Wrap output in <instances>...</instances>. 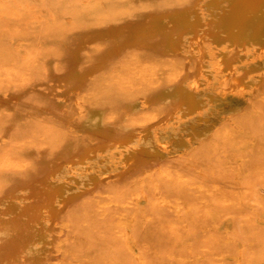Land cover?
<instances>
[{"label":"bare ground","instance_id":"obj_1","mask_svg":"<svg viewBox=\"0 0 264 264\" xmlns=\"http://www.w3.org/2000/svg\"><path fill=\"white\" fill-rule=\"evenodd\" d=\"M133 2L135 5L130 4V9L120 13L110 12L107 15L95 12L87 19L71 20L72 29L52 49L57 65L47 64L41 56V63L46 65L38 76L39 80H33L25 71L20 72L18 54L9 53V48L0 51V146H4L0 149V232L7 241L14 238L27 240L21 246V256L15 257L12 264H30L29 256L33 257V263L42 261V253L47 248L51 251L50 255L57 259L72 257L79 262L86 259L85 249L75 237L78 224L65 212L67 204L98 189L103 183L113 184V177L118 179L116 184H120L139 166L150 164L157 155L167 154L174 160L182 157H177L179 151L183 152V156L192 155L205 143L202 135L210 136L218 132L228 145L236 146V142H243L245 147L250 146L252 154L258 148L256 133L250 134L244 119L246 114H229L223 104L241 100L246 105L245 111L257 103L264 106V53L255 51L261 49L264 52V0ZM12 4L16 7L12 8ZM22 5L20 0H0V17L9 7L12 9V20L21 18L22 12L18 9H22ZM7 24L5 26L10 23ZM2 30L0 26V32ZM30 44L28 40L18 41L15 49L20 53L24 46ZM140 51L175 55L181 59L178 58L179 71L175 70L170 82H152L149 89L139 94L143 112L132 117L133 121L129 116L134 112L135 102L130 104L118 98L115 99L117 105H113V99L110 103L105 102L94 93L96 91L90 89L92 91L88 93L87 90L91 76L94 79L101 77L105 82L112 77L110 69L113 66L116 68L117 62L113 63L114 57L124 54L137 64L146 57ZM22 59L27 67L35 61L29 54H24ZM122 60L125 62V56ZM127 61L126 64L129 63ZM85 90L88 95L81 99V95L77 97ZM31 92L37 93V98L29 101L27 97L28 102L19 104V100ZM53 100H58V104ZM75 100L80 103V106L75 104L80 117L76 125L82 129L72 138V143L56 140L50 135L47 138L41 124L45 133H36L35 140L24 143L11 139L10 131L16 121H21L25 128L36 129L37 119L46 111L73 112ZM121 108L128 110L123 112ZM40 129H37L38 132ZM37 142H44V145ZM224 156H227L226 153ZM233 156L236 158L235 172L241 176L244 157L242 153H234ZM177 175L180 185H186L184 176ZM192 188L203 191L198 184H193ZM103 195L100 193V198ZM256 197V204L264 214V197L258 193ZM106 199L103 206L106 210L117 203L113 197L106 196ZM238 202H230L233 210L239 211ZM176 207L184 215L190 214L191 209L182 202H177ZM206 212L209 217L219 219L214 209L208 208ZM245 213L240 218L243 235L247 237L245 246L248 247V254L235 256L228 250H221L216 253L218 259L214 264H264V233L250 236L245 230L249 225L264 231V215L255 213L257 216L247 217ZM148 220L151 221V216ZM228 221L225 223L226 230H232V223ZM119 225L124 230L122 237L128 248L137 250L141 235L138 214L123 216ZM29 228L36 229V233L29 232ZM175 234L176 239L182 241L181 236ZM88 258L94 260L90 254ZM139 259L141 263H146V257ZM96 263L109 264L103 259Z\"/></svg>","mask_w":264,"mask_h":264},{"label":"rangeland","instance_id":"obj_2","mask_svg":"<svg viewBox=\"0 0 264 264\" xmlns=\"http://www.w3.org/2000/svg\"><path fill=\"white\" fill-rule=\"evenodd\" d=\"M20 1L24 5H22L23 10L18 9L20 13L22 12L21 18L18 17L17 20L15 19L16 21L14 19L13 21L10 17L12 9L9 7H7V11H4L3 16L0 17V26L4 30V32L3 30L0 32V51L9 48V53H15V56L18 54L17 59L19 58L20 72L25 71L30 74V78L33 80H36V78L40 79L38 76L42 74L41 70L46 65L43 62L41 63V56L47 60V64L51 62L53 67L57 65L56 62L58 60L53 57L52 49L57 44V41L63 38L64 34L67 35L66 32L72 29L71 20L76 18L87 19L95 12H100L101 14H110V12H113V14L120 13L124 9H130V4L132 6L135 5L133 0H122L123 2L121 0ZM24 2H28V4ZM14 6L10 7L15 8L16 6ZM35 9L37 10L35 11ZM53 15L54 18H52ZM32 17L33 19H31ZM24 19L26 20L24 21ZM7 23L10 24L8 25ZM6 24L8 26H5ZM34 29L36 32H34ZM23 39L28 40L31 44L30 46H24L21 50L22 52L18 53L15 45L18 41H24ZM11 48L13 51L10 52ZM255 51L260 54L264 53L261 49H256ZM140 52L146 57L137 64L136 61H130L124 54L114 57L113 63L117 61L115 63L116 68L113 66L110 69V72L112 71L113 73L111 72L110 74L112 79H107L109 82H105L101 77L91 78L92 76L90 77L91 79L89 78L90 81L88 80L89 87L87 92H91L92 90L90 89H93L96 91L93 92L105 102L110 103V99H113V105H117L115 99L118 98H122L124 99L123 101H127L130 104L135 102L134 112H132V116H129L133 121L132 117L138 116L143 112L139 94L149 89L155 82H170L175 70L178 69L179 71L178 62L181 59L175 55L157 54L150 51ZM24 54L31 55L36 62L34 61L30 67H27V64L22 59ZM123 55L125 56V62L122 60L124 59ZM167 55L171 58L167 57ZM183 59L186 58L184 57ZM126 61L129 63L126 64ZM117 63L119 64L117 65ZM134 64H136V67ZM203 66L207 67V65ZM30 68L31 70H29ZM222 71L226 73V70ZM92 80L96 86L90 83ZM97 87L100 89L97 90ZM83 92L85 93L86 90ZM83 92L78 94L77 97L81 95V99L89 93L83 95ZM136 92L137 95L134 96ZM37 96V93L31 92L24 99L19 100V104L26 103L29 99L31 101L35 97L37 98ZM77 97L76 99L80 102V99ZM78 101L75 100L72 104V107L74 106L73 112L72 110L69 112L57 111L52 113L46 111L45 115L37 119L39 122L36 123V129L33 128V135L31 128H25L20 123L21 121H16L17 123L10 131L11 139L27 143L33 139L35 140L36 133L41 135L45 131L46 133H44L47 138L54 137L56 140L63 139L72 143V138L76 137L78 130L82 129L76 125L77 121H79L77 119L79 117V110H77L78 107H75V104L77 103L76 106H78L81 103ZM53 102L58 104V100H53ZM223 108L229 114H246L244 119L247 121L246 124L249 125L250 134L256 133V139L258 140V148L253 151V154L251 153L252 151L249 152L250 146L245 147L243 142H236V146L224 143L226 141L222 137V134L218 132L210 136L202 135L205 143L192 155L183 156V152L179 151L176 155H178V158L179 156L182 157L176 160L169 158L167 154H163L162 156L157 155L152 158L150 164L139 166L138 170L132 172L130 177L125 178L120 184H116L118 179L113 177V184L111 182L103 183L98 189L72 199L67 204L65 212L69 218L75 219L78 224L75 237L78 243L85 249L87 254L86 259L80 260L81 262L76 261L72 257L57 259L50 255L51 251L47 248L42 253V261L36 260L33 263V257L29 256L28 260L30 264H54L55 262L57 264H97V260L102 259L105 262H109V264H143L139 259L142 256L146 257L145 264H183L184 261V264H209L210 262V264H214L216 259H218V256H215L216 253L218 251L220 253L221 250H228V252L235 256H246L248 254V247L245 246L247 237L243 235V223L240 216L241 214L244 215L246 211L245 216L247 217H253L255 213L257 215H264L262 209L256 204V193L264 197V106L257 103L255 107L247 108L245 111L246 105L240 100L234 104L225 102ZM121 110L125 112L128 109L121 108ZM232 123L234 124V122ZM40 124L44 127V131H42L43 127ZM70 124L72 125L70 126ZM52 125L54 126L52 127ZM37 129L41 131L38 132ZM12 131L15 133L11 134ZM37 141H39L38 138ZM193 141L196 140L194 139ZM242 141L245 140L243 139ZM37 143L42 146L44 145V142ZM41 145L40 147H42ZM1 147L3 148L4 146H0V149ZM225 153L227 156H224ZM234 153L237 155L242 153L245 160L243 163L244 172L241 176L235 172L236 158L233 156ZM21 155L23 156V154ZM177 173L184 176L186 185H180ZM193 184L201 185L203 191L193 189ZM100 193H104L102 198L99 196ZM106 196L117 200L115 206L113 205L112 208L107 210L103 207L105 201L108 200ZM202 201H205L206 204H203ZM231 201L239 203V211L231 208ZM177 202H182L188 209L190 208V214L184 215L176 207ZM208 208L217 211L219 219L216 220L209 217L206 212ZM137 209L140 210L137 212ZM142 209L143 211L141 212ZM137 214L141 224L140 245L137 250L132 251L126 245L124 237H122L124 230L120 227L119 223L123 216ZM147 214L149 217L151 216V221L148 220ZM227 220L232 223V230H226L225 223ZM245 230L250 236L254 235L253 233H264V231L249 225ZM28 231L36 233V229L34 228H29ZM28 231H26L27 234L29 233ZM174 232L178 236H181L182 241L176 239ZM26 242V239L19 238L7 241L4 234L0 232V264H12L15 257L19 258L21 256V246ZM88 254L94 257V260L88 258ZM137 256L140 257L138 258Z\"/></svg>","mask_w":264,"mask_h":264}]
</instances>
